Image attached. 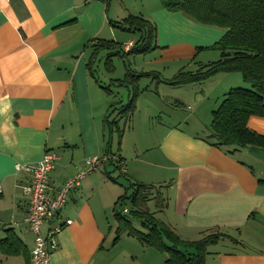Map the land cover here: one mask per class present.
I'll return each instance as SVG.
<instances>
[{
	"label": "crops",
	"instance_id": "obj_1",
	"mask_svg": "<svg viewBox=\"0 0 264 264\" xmlns=\"http://www.w3.org/2000/svg\"><path fill=\"white\" fill-rule=\"evenodd\" d=\"M130 14L156 25L155 45L160 53L154 62L189 61L225 32L223 27L168 10L161 0L133 4L126 0H0V239L6 228H12L25 245L19 254L0 252V264H31L35 235L25 221L29 200L23 190L31 175L17 169V164L33 165L46 151L57 155L48 173L54 190L83 170L86 158L118 154L126 161L130 180L165 185L167 206L158 207L150 199L155 210H150L149 201L147 207L183 239L196 240L212 232L230 235L208 246L205 264H264V146L230 151L204 139L210 127L204 133L193 132L181 122L161 125L149 144L135 146L129 160L122 142L113 149L114 132L110 134L105 116L111 112V120L127 121L120 108L128 101L109 97L111 86H125L117 81L125 76L107 78V84L96 75L94 64L105 51L103 69L111 73L113 58L121 55L111 56L110 70L106 61L115 49L94 52L92 45L104 39L129 51L133 45L130 49L124 45L136 39L122 45L115 38L118 29L137 32L116 25ZM125 56L130 54L121 57ZM225 74L212 83L220 81L211 111L234 83L243 84V78L237 82ZM193 118L182 121L188 124ZM210 121L205 118L204 124ZM248 126L264 134V117L250 116ZM111 164L107 161L86 174L69 193L56 222L71 219L72 223L58 235L50 264H161L166 260V253L136 238L142 247L132 241V248L140 249L141 256L129 252L119 262H108L113 237L110 212L120 195L117 183L109 178H115ZM47 228L46 223L43 231ZM124 234L135 238L128 231Z\"/></svg>",
	"mask_w": 264,
	"mask_h": 264
},
{
	"label": "trees",
	"instance_id": "obj_2",
	"mask_svg": "<svg viewBox=\"0 0 264 264\" xmlns=\"http://www.w3.org/2000/svg\"><path fill=\"white\" fill-rule=\"evenodd\" d=\"M161 3L166 9L183 12L196 22L225 29L224 34L211 45L220 53L215 62L206 64L194 72H179L171 80H165L166 82L168 80L172 84L203 82L219 72H240L243 80L250 83L248 88L235 86L224 93L217 107L211 111L210 133L204 139L230 151L250 145L264 146V134L248 126L250 116L264 117V0H161ZM116 25L138 31L139 37L129 51H125L120 45H114L116 44L114 41L104 39H99L92 45L94 52L115 49L108 55L106 61V66L110 70H112L110 58L113 54L123 56L145 52L154 46L157 39L156 25L144 17L130 14ZM150 74L154 73L135 74L130 72L128 67L125 77L117 80L120 85L128 86L131 83L133 86L128 102L120 108V113L127 120L135 109V100L139 95L137 87L139 78ZM110 114L111 112L105 116V122L110 134L117 132L120 144L124 127L119 121L111 120ZM114 165L119 168L116 163ZM109 178L117 182L116 177ZM130 181L133 190L131 193L125 190L118 196L113 206L114 216L119 223L129 227V235L144 245L168 255L161 264H205L209 253L208 246L218 242L222 237H230L226 233L212 232L196 240L183 239L169 225L156 218L147 207V202L151 198H156V205L163 207L162 193L156 190L154 195L152 189L155 186L152 184ZM128 202L130 205H126ZM125 208L128 209L126 214L123 213ZM133 218H137L143 228H134ZM123 229V225H118L114 243L119 239ZM5 230L6 235L0 239V252L5 255L21 253L25 245L20 237L12 228Z\"/></svg>",
	"mask_w": 264,
	"mask_h": 264
},
{
	"label": "rangeland",
	"instance_id": "obj_3",
	"mask_svg": "<svg viewBox=\"0 0 264 264\" xmlns=\"http://www.w3.org/2000/svg\"><path fill=\"white\" fill-rule=\"evenodd\" d=\"M126 1H129L131 4H133L135 0ZM138 37V31L128 32L118 29L116 31L115 39L120 40L119 42H123L122 45H124V42L129 38L137 39ZM157 38H159L158 30ZM213 43L214 41H211L209 45H205L203 50H200L197 56L190 59L189 61L181 62L174 60L172 62L162 63L154 62V58L158 57L160 53L159 49H157L158 47L155 48L154 44V46L152 45L147 51L142 53H131L129 57H127V55L124 57V59L121 56H115L113 58L114 70L111 73H108L103 69V57L105 56V51H101L98 54V59L94 64V68L96 69L95 72L96 75L107 84L109 83L107 78L124 77L128 72V67L129 71L134 72L135 74L141 72H150L159 76L156 77L154 74H150L141 76L139 78L137 84L139 95L135 100L134 112L130 115L127 121H122V119V123L119 121L121 126L125 122V124L122 126L124 127V131L121 142L123 143L125 152L128 154V160L135 152V146L138 143L143 146L149 144V140H151V137L155 131L161 127V125L172 126L182 122L184 129L193 132L199 131L201 133H204L209 128L208 124H204V119L206 118V121L211 120L210 108L213 104L212 100H215L213 95L217 92L216 88L218 87V83H220V81L215 82L214 84L212 83L215 81V79H217V77H221L219 75L225 73V75H227L226 77H231L232 79L235 77L237 78V82H239L238 80L242 78V74L240 72H231L233 74H227L229 72H219L217 73L218 75L215 74L213 78H208L203 82H191L186 84H172L169 82V80L174 78V76L179 72H194L206 64L215 62L219 58L220 53L218 49L211 46ZM167 79H169L168 82L165 81ZM228 81L229 80H226L225 84H229ZM231 82H234V80H231ZM234 84L231 87H250V83L245 81H243V84L240 85ZM111 88L113 93L109 94L110 99H120L123 103H126L129 99V95L131 94L133 86L131 83H129L128 86H111ZM220 90L222 89H219V91ZM188 116L194 118L189 121L188 124H185L182 120ZM200 123L203 125H198ZM111 143L113 149H117L118 136L116 132H114L111 137ZM132 163L134 162L132 161ZM110 171L112 172V175L116 177V183L120 189V194L125 190L131 193L133 190L130 186L131 181L129 180L131 177L128 174L123 173L121 169L116 168L114 163L111 164ZM147 184H152L155 186L152 189L154 195L156 190L162 193L164 197L163 208L166 207L168 197L166 191H163L165 185L160 181H148ZM167 184L169 185V183ZM153 199L156 200V198ZM126 205H130V203L128 202ZM148 207L151 208L150 210L152 211L155 210L153 201H149ZM120 224L121 226L123 225L124 229L122 232H120L119 239L113 245L114 238L116 237L115 229ZM132 226L136 229H141L140 221L137 218L132 219ZM109 229L113 236L107 255L109 263L113 262L115 259L118 260L117 262H119L121 257H128L130 255L129 252H136V254L141 256L139 251L140 249L138 250L132 248L133 245L131 244L132 241H134L137 243V245L142 247L141 243L136 238L128 237L124 234L129 230V227L125 226L123 223H119V220L112 212H110Z\"/></svg>",
	"mask_w": 264,
	"mask_h": 264
},
{
	"label": "built area",
	"instance_id": "obj_4",
	"mask_svg": "<svg viewBox=\"0 0 264 264\" xmlns=\"http://www.w3.org/2000/svg\"><path fill=\"white\" fill-rule=\"evenodd\" d=\"M133 43L129 41L124 48L129 49ZM56 158V153L46 151L43 157L33 165L17 164V169H24L31 175L30 181L23 185L24 193L29 200L25 221L35 235L30 254L31 264H50L51 254L58 248V235L65 226L72 223L71 219L65 220L64 223L56 222L57 216L65 205L69 193L81 184L86 174L93 172L107 161L116 163L123 173L126 170V161L118 154L94 155L86 158L83 170L68 178L54 190L48 183V173L54 167ZM1 190L0 185V192ZM123 212L127 213L128 209L125 208ZM46 223L48 228L43 231Z\"/></svg>",
	"mask_w": 264,
	"mask_h": 264
}]
</instances>
